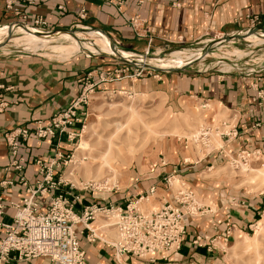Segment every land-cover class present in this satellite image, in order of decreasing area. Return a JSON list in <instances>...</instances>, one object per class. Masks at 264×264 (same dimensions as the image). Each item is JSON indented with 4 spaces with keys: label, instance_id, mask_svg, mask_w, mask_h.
I'll list each match as a JSON object with an SVG mask.
<instances>
[{
    "label": "crops",
    "instance_id": "1",
    "mask_svg": "<svg viewBox=\"0 0 264 264\" xmlns=\"http://www.w3.org/2000/svg\"><path fill=\"white\" fill-rule=\"evenodd\" d=\"M16 3L26 22L40 16L46 21L48 30L68 29L79 24L94 27L134 52L200 39L213 32L240 31L248 25L246 17L257 16L259 26L264 27V0H123L120 7L104 0H19ZM81 10L85 11V16L79 20ZM134 17L139 22L135 28L130 22ZM15 20H19L18 16L6 9L5 0H0V24ZM124 65L103 66L93 60L51 63L30 56L0 57V102L6 104L0 112V196L6 205L10 202L19 204L26 196L27 186L34 187L42 174L38 166L30 162L23 171L27 186L16 183L2 187V181H17L15 172L7 169L3 132L17 126L33 129L37 121L47 124L54 112L64 109L77 97L87 75L93 77L98 71L112 72ZM114 81L118 82L113 83L116 87L126 92L165 97L170 110L187 116L188 126L194 127L204 119L208 124L221 119L214 129L222 128L226 132L234 128L236 136L227 138L220 134V144L206 152L190 150L188 146L178 148L170 140H161L150 149L136 170L124 176L122 187L111 188L97 197L79 194L73 188L72 192L79 195L74 211L80 213L83 207L92 204H110L123 209L128 203L136 202L139 211L151 212L173 200L176 192L172 181L180 180L202 204L198 205L196 215L185 217L186 236L180 247L156 255L153 264H235L230 252L242 235H248L262 201L234 190L231 182L220 176L218 168L239 150L259 151L264 160V101L258 96L264 91V70L217 74L199 70L159 73L144 70L139 78L129 80L125 77ZM106 84H100L98 88H104ZM197 107L207 110V116H192ZM207 123L200 127L210 128ZM67 146L63 137L60 142L63 154L67 152ZM55 147L56 139L50 143L29 140L20 154L47 164L53 158ZM63 168L62 163L54 168V180L68 181L62 179ZM214 169L211 175L207 174ZM66 189L67 186H59V192ZM46 208L47 199L43 198L38 209L43 212ZM13 213L12 208L6 207L3 221L10 223ZM102 221L103 217L98 216L88 224L95 235L92 243L85 240L87 231L76 226L77 231L84 230L79 240L87 252L88 264H115L112 244L116 240V229ZM125 262L141 264L135 260L125 259ZM9 264L53 263L39 257Z\"/></svg>",
    "mask_w": 264,
    "mask_h": 264
},
{
    "label": "rangeland",
    "instance_id": "2",
    "mask_svg": "<svg viewBox=\"0 0 264 264\" xmlns=\"http://www.w3.org/2000/svg\"><path fill=\"white\" fill-rule=\"evenodd\" d=\"M15 21L0 24V27L9 26ZM18 26L20 25L16 24L11 27L16 28ZM79 26H82V24H79ZM257 26L245 27L233 33H246L251 29L248 33L264 38V34L254 32L257 31L254 30ZM29 28L31 30H37L31 27ZM67 30L71 32H87L96 31L97 29L94 27L80 29L74 26ZM96 32L101 33L99 31ZM58 33L72 34L67 31H55L49 32L48 34L58 35ZM104 34L105 33H103V35ZM226 34L231 33H224L222 37ZM22 36L21 34L10 32L9 36L0 42V57L18 58L30 56L51 63H70L93 60L100 62L103 66L120 63L114 57L101 55L99 53L84 51L73 53L72 55L67 54L68 52H62L60 49L68 47L69 45L67 41L62 39L51 44L53 46L60 45L59 49H50L47 46L35 49L31 44H28ZM104 36L107 37L115 49L129 51L136 55V57L128 58L129 60L138 59L140 60V64L149 66L152 65L151 61H149L150 63L148 62L150 59L170 60L166 62L167 64H164V70L181 68L180 70H189L191 72L199 70L207 74H217V72L242 73L245 71L264 70V42L248 41L245 40L244 36L232 40H225L221 39L217 32H213L200 39L182 40L181 42L170 43L163 47L148 49L147 55H145L143 51L134 52L119 45L107 34ZM82 41H84V39H82ZM174 51H179L181 53L177 58L171 60L170 53ZM114 56L124 58L118 52ZM104 83H107L104 88H95L93 93L89 95L88 105L83 109L85 115L80 124L83 128H80L81 130L78 131V135L71 142H68V146L66 147L68 149L66 154H64L66 164L63 168L64 174L62 175V179L71 182L74 190L79 194L87 193L89 196L97 197L109 192L111 188L116 189L117 187H122L124 176H126L128 172L132 173L133 170H136L141 160L146 159V155L150 149L161 140H170L178 148L188 146L190 150H203L204 152L220 144L219 134L223 133L224 129L220 128L215 130L214 127L219 126V120L221 119L215 120L212 124H208L207 119H204L201 120L198 125L191 127L187 124L188 118L186 115L178 114L175 112L177 110L174 111L169 109V101H167L165 97L158 94L126 92L121 90L120 87H116L115 84L118 82L114 80ZM128 83L132 84V82ZM130 108L135 109L141 115L142 120L148 127L140 125L138 120L134 116H131ZM207 114V110H201L197 107L195 114L192 113V116L202 118L207 116ZM206 123L210 127L207 136L204 138L207 139V142L198 138L202 130L200 125H206ZM137 127L138 132L136 136L131 138V142L129 141L130 144L126 143L125 138L128 137L127 131L135 130ZM186 128L189 129L188 132L184 131L187 130ZM83 139L86 142V146L78 150V157L82 160L81 163L79 159L75 160L73 157ZM107 146L108 148L110 146V152L107 156L105 155L104 158H99V155L107 150ZM117 146H122L124 149L122 157H117L115 154ZM94 156L97 159L94 162L95 166L92 167L93 169L98 168L100 170L98 176L99 181L97 183L94 182L95 180L91 177L87 178L85 181L82 176L83 165L91 164L92 157ZM105 162L114 169L115 172L110 170ZM253 168L264 171V160L261 156H259V160L252 157L251 163L245 166V168H242V165L238 166L233 164L231 159H229L224 166L218 168L220 176L223 177L225 181L231 182L234 190L242 191L246 196H252L253 199L262 201L259 214L255 215L251 223L252 227L247 231V236L250 237H252L255 232L253 225H255L256 221L262 219L264 211V178L263 176H254L251 178L252 172L250 170ZM68 170H70V172H68ZM213 171H215V169L210 170L207 174L211 175ZM117 173H119V176H116L118 175ZM172 185L174 187V192L187 188L180 180L173 179ZM194 199L197 205L202 204V201L197 196L196 198L194 197ZM102 217V223L104 225H110L115 220L113 218L112 222L105 216ZM110 228H115V226ZM263 237L264 227L259 237L257 247L253 246L246 249L244 246L241 247L237 244L230 252L232 257L235 258V264H264ZM220 246L226 250V247L222 246L221 243Z\"/></svg>",
    "mask_w": 264,
    "mask_h": 264
},
{
    "label": "built area",
    "instance_id": "3",
    "mask_svg": "<svg viewBox=\"0 0 264 264\" xmlns=\"http://www.w3.org/2000/svg\"><path fill=\"white\" fill-rule=\"evenodd\" d=\"M19 0H5V7L11 10L19 21L32 28L46 31L47 23L36 16L31 22H26L21 15L17 3ZM113 2L118 7L123 0H104ZM85 11L78 14L79 20L83 19ZM247 27L259 26L257 16L246 17ZM135 28L139 25L137 17L130 20ZM219 37L223 32H217ZM148 51H145V55ZM144 70L124 65L121 69L112 72L98 71L95 76L88 75L83 80L82 88L77 97L64 109L54 112L49 122L43 125L35 122L33 129L24 126L5 130L2 134L7 154V169L15 172L17 181L5 180L3 186L21 185L27 186L23 174L25 165L32 162L37 165L42 177L35 181L34 187L27 186L26 196L21 202L4 203L0 196V264H9L11 261H29L39 257L48 258L53 264H88L87 252L80 245L79 237L84 230H76V226H82L87 233L85 240L92 243L95 240L93 231L88 224L96 216L106 218L114 217L113 225L116 229V240L112 244L115 264H126L125 259L135 260L141 264H153L155 256L177 250L186 236L185 217L194 216L199 207L195 202L193 193L189 188L176 191L171 202H165L161 207L151 212L139 211L134 203H128L125 208L112 205L96 206L95 204L83 207L80 213L74 211V205L78 202L79 195L72 192L73 185L68 181L54 180V168L60 163L65 166L64 154L61 152L60 142L64 137L71 142L77 135L83 116L91 95L98 85L121 78H139ZM259 99L264 101V91L258 93ZM0 102V112L4 109ZM209 128H202L199 137L204 139ZM227 138L236 136L234 128L228 129ZM219 134V135H220ZM56 139V147L52 160L44 163L41 159H28L20 154L22 147L28 146L29 140L50 143ZM260 152L253 150H239L235 153L231 162L235 165L248 166L252 157L259 160ZM168 182V180H167ZM67 186V189L59 192V186ZM47 199L45 211H39L40 201ZM6 207L14 210L10 223L3 221ZM130 264V263H127Z\"/></svg>",
    "mask_w": 264,
    "mask_h": 264
},
{
    "label": "bare ground",
    "instance_id": "4",
    "mask_svg": "<svg viewBox=\"0 0 264 264\" xmlns=\"http://www.w3.org/2000/svg\"><path fill=\"white\" fill-rule=\"evenodd\" d=\"M77 28L83 29L85 27L77 26ZM10 32H13V33L15 32V33L23 35L22 37L28 42V44H31L33 46V48H35V49H37L38 47H42V46H47L50 49H59L60 45L57 46L55 44L56 46H53L51 44L57 40L62 39L64 41H67L69 45H68V47L61 48L60 51L68 52L67 54L73 55V53L86 51V52H91V53H99L101 55L118 57V56H114L118 52L124 58H127V59L131 58V57H136V55L133 54L132 52L115 49L112 46V44L109 42L107 37H105L103 34L98 33L96 31H87V32L76 31V32L72 33L71 35L70 34H63V33H58V35H53V34L51 35V34H48L49 32H41L38 30H31L29 27L18 26L16 28H14V27H10V26H3V27H0V42H2L5 38H7V36H9ZM258 32H259V34H263V33H261V31H258ZM238 34H242V36H244L245 40H248V41L251 40V41H255V42H264V38L253 35V34H251V35H246V33H238ZM220 38L223 39V37H220ZM12 39H14V38H12ZM82 39H84V41H82ZM49 45H51V46H49ZM180 53L181 52H179V51L171 52L170 53L171 60L174 58H177V56H179ZM134 61H136L138 63L140 62V60H138V59H135ZM149 61H151L152 67L159 68V69H165L164 64H167L166 62H169L170 60L155 59L154 58V59L148 60V62ZM172 63H174V62H172ZM130 114H131V116H134L138 120L140 125L148 127V126H146V123L142 120L141 115L135 109L130 108ZM115 126H118V125H115ZM137 132H138V127L135 130H128L127 131L128 137L125 138L126 143L130 144L129 141L131 142V138L136 136ZM85 146H86V142L83 139L81 145L76 149L77 152L75 153V155L73 157L75 160L79 159L78 150L83 149ZM123 150L124 149L122 146H117L116 151H115V154L117 155V157H122ZM109 152H110V146H109V148L107 146V150L105 152H103L102 154H100L99 158H101V159L104 158V156L105 155L107 156V154ZM96 159L97 158L94 156V157H92L91 164H84L83 165L82 176L84 177L85 181L89 177H91L93 180H95L94 182H96V183L99 181L98 176L100 174V172H99L100 170L98 168L93 169V167H92V166H95L94 162ZM79 160L82 163V160L81 159H79ZM105 164H106V162H105ZM106 166L110 170H113V172H115L114 169H112L107 164H106ZM242 168H245V167L242 166ZM250 171L252 172L251 178L254 176H257V177L263 176V178H264V171H262L260 169H256V168H253ZM68 172H70V170H68ZM117 174L118 175H116V176H119V173H117ZM113 218L114 217H111V218H109V220L112 221ZM253 226L255 228L254 229L255 230L254 235L252 237L247 236V235H242V239H240L239 243H238L239 246H241V247L244 246L246 249L251 248L253 246L257 247L259 237L261 236L262 231H263V227H264V211L262 214V219L256 221L255 225H253Z\"/></svg>",
    "mask_w": 264,
    "mask_h": 264
},
{
    "label": "water",
    "instance_id": "5",
    "mask_svg": "<svg viewBox=\"0 0 264 264\" xmlns=\"http://www.w3.org/2000/svg\"><path fill=\"white\" fill-rule=\"evenodd\" d=\"M13 24H17V25H20V26H23V27H30L29 25L27 24H24L22 22H19V21H15L13 23H11L9 26L11 27ZM32 28V27H31ZM256 29L254 30H257V31H254L255 33L258 32V31H261V33L264 34V27H261V26H257L255 27ZM35 29V28H34ZM253 29V28H252ZM38 30V29H37ZM251 30V29H250ZM249 30V31H250ZM41 31V30H40ZM55 31H67V32H70V33H74V32H71V31H68L67 29H54V31L52 30H49V32H55ZM248 31V32H249ZM42 32H48L47 31H42ZM246 32V35H251L252 33H248ZM238 33H241V32H238ZM238 33H231V34H226L223 39L225 40H232V39H235V38H238V37H241L242 34H238ZM112 57V56H111ZM117 61H119L120 63H123V64H126V65H129L131 67H134V68H138V69H142V70H146V71H153L155 73H159V72H164V71H175V70H180L181 68H177V69H167V70H164V69H159V68H155V67H152V66H149V65H145V64H140V63H137L136 61L134 60H129V59H125V58H121L120 56L118 57H114ZM186 66V65H185ZM184 67V66H183Z\"/></svg>",
    "mask_w": 264,
    "mask_h": 264
}]
</instances>
